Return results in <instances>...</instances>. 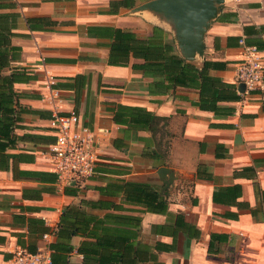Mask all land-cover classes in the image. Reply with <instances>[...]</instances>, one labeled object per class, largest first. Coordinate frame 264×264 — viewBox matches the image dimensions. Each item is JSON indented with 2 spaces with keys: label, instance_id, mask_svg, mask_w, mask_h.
<instances>
[{
  "label": "crops",
  "instance_id": "1",
  "mask_svg": "<svg viewBox=\"0 0 264 264\" xmlns=\"http://www.w3.org/2000/svg\"><path fill=\"white\" fill-rule=\"evenodd\" d=\"M150 1L0 0L19 51L3 74L28 78L0 100V264L18 248L41 247L67 208L93 220L89 241L126 238L131 264H264V87L241 93L235 80L241 42L264 62V0H222L202 56L184 59L199 69L217 63L206 76L238 97L203 95V107L197 89L150 92L156 78L131 67L142 60L109 62L115 30L145 39L158 29L183 57L169 22L135 11ZM123 107L165 120L150 129ZM70 111L95 132L99 162L91 178L62 187L50 120ZM84 240L52 235L49 243L71 246L68 261L80 264Z\"/></svg>",
  "mask_w": 264,
  "mask_h": 264
},
{
  "label": "trees",
  "instance_id": "2",
  "mask_svg": "<svg viewBox=\"0 0 264 264\" xmlns=\"http://www.w3.org/2000/svg\"><path fill=\"white\" fill-rule=\"evenodd\" d=\"M3 18L4 16L0 15V100H3L5 93L12 96L11 86L14 83L28 79H22L25 73L20 70H13L9 75L3 74L4 70L10 68L11 62L18 57L19 52L10 43L12 33H9L5 27ZM112 52L115 53L116 59L114 61L111 59ZM129 55L134 59L142 60L141 64H133L132 69L141 72L143 76L156 78L154 82L149 84L150 92L165 94L176 88L197 89L200 92V107L204 106L201 101L203 95L204 98L208 97L211 102L238 98L236 94L231 95L230 91H234L232 85L206 76V70L217 63L204 62L200 69L197 68L176 53L172 44L165 41L162 31L158 29H154L152 35L145 39H138L131 32L115 30L114 41L110 47L109 62L123 64L124 66L128 64ZM123 108L130 115H134L131 119L143 126H149L150 129L153 123L165 120L154 117L142 109ZM76 212L77 210L73 208L63 209L54 237L70 240L72 236L79 235L86 238L76 251L82 255L80 264H131L130 259L125 258V251L132 248L131 245L125 246L126 238L119 236L116 238L118 241L111 240L107 242L102 239L96 242L89 241V238H91L89 226L93 223V220L82 213H80L81 218H78ZM100 223L102 224L101 230H107L103 222ZM113 236L109 233V237ZM95 237L98 239V236ZM49 247L52 250V264H73L67 258V255L72 252L71 246L62 242H53L49 244ZM110 248L116 249V252L110 253Z\"/></svg>",
  "mask_w": 264,
  "mask_h": 264
},
{
  "label": "built area",
  "instance_id": "3",
  "mask_svg": "<svg viewBox=\"0 0 264 264\" xmlns=\"http://www.w3.org/2000/svg\"><path fill=\"white\" fill-rule=\"evenodd\" d=\"M244 53L236 63L235 80L247 91L264 87V62L254 46L244 45ZM55 142L50 147V159L57 182L62 187L75 186L91 178L99 162L96 134L85 127L74 111L55 114L50 120ZM57 227V226H56ZM56 228L44 234V244L34 253L18 248L8 264H52L49 239Z\"/></svg>",
  "mask_w": 264,
  "mask_h": 264
},
{
  "label": "water",
  "instance_id": "4",
  "mask_svg": "<svg viewBox=\"0 0 264 264\" xmlns=\"http://www.w3.org/2000/svg\"><path fill=\"white\" fill-rule=\"evenodd\" d=\"M222 0H153L135 9L151 11L169 22L183 59L192 60L203 54L202 36L208 23L216 17ZM239 92H244L240 84Z\"/></svg>",
  "mask_w": 264,
  "mask_h": 264
}]
</instances>
